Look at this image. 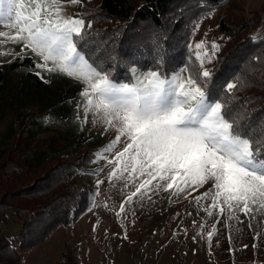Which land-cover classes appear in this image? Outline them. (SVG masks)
I'll return each instance as SVG.
<instances>
[{
  "label": "snow or ice",
  "instance_id": "obj_1",
  "mask_svg": "<svg viewBox=\"0 0 264 264\" xmlns=\"http://www.w3.org/2000/svg\"><path fill=\"white\" fill-rule=\"evenodd\" d=\"M68 4L82 6L81 0H0V26L7 29L0 30V47L21 45L19 53L5 50L0 55L24 59L30 52L40 61L36 69L83 85L76 105L84 113L80 122L87 124L91 116L93 124L114 134L96 157L112 168L109 182L123 181L125 188L134 189L122 201L120 213L135 198L166 192L176 198L191 196L209 218L216 215V223L224 218L241 224L243 214L251 229L258 216L264 218V115L242 124L237 108L225 97H234L246 84L239 77L226 84L214 82L204 68L216 59L221 45L201 41L195 45V64L167 71L163 57L155 70L135 62L121 78L114 73L115 64L106 67L92 59V21L86 24L87 14L68 16ZM252 38L264 43V29ZM41 71L35 74L44 80ZM121 143L124 147L116 152ZM103 183L98 180L97 188ZM207 184V191L193 195ZM216 234L214 227L207 236L209 247Z\"/></svg>",
  "mask_w": 264,
  "mask_h": 264
},
{
  "label": "rangeland",
  "instance_id": "obj_2",
  "mask_svg": "<svg viewBox=\"0 0 264 264\" xmlns=\"http://www.w3.org/2000/svg\"><path fill=\"white\" fill-rule=\"evenodd\" d=\"M79 6L66 5V14L70 17L81 16ZM229 6L231 17L236 16V21L241 19L242 23L248 24L249 49L263 44L252 37L258 30L264 29V0H235L234 5L231 7L230 3ZM219 11V7L214 9L209 20L213 19L212 22L217 23ZM105 22L103 28L114 24L113 20ZM208 22L201 21L195 31L193 26L190 36L193 51H188V45H177L178 40H174V52L171 51L172 45L169 47V42L165 41L168 50L164 51L162 48L158 49L162 42L160 40L157 49L151 54L149 50L144 52L141 42L135 40L128 44L131 53L126 59L134 66L135 62H139L151 68L163 57L164 71L168 65L167 60L170 63H180L183 59L182 63L195 64V45L201 41L206 42L210 28ZM101 25L102 22L92 23L89 51L97 49L93 46L97 39L94 34H99L97 29ZM0 30L7 29L0 26ZM212 30L217 31V26L213 25ZM107 35L105 39L110 40L112 36L111 41L115 44L116 35ZM103 45L102 55L96 53L100 63L105 61L103 57L110 50L106 43ZM5 50L19 53L21 45L8 43L0 47V52ZM171 54L180 57L173 59ZM25 56L32 54L28 52ZM15 58L13 55H0V65L5 70L6 81L4 106L0 112V139L14 131L20 133L24 125L22 121L30 118L29 130L33 128L34 131H39L32 139L33 144L31 143L38 147L39 155H45V151L53 153L51 141L59 142L64 149H83L77 154L73 152L66 161L70 163L69 167L76 164L82 167L75 175L73 184L88 185V191L81 199L75 217L58 225L39 245L23 250L21 264H55L65 253L68 244L78 247L84 264H264L262 217L258 216L252 222L251 229L243 214H240V220L243 221L241 224L235 221L229 223L224 218L216 223V215L209 218L203 210L197 208L191 196L187 199L183 196L176 198L170 197L166 192L153 195L151 199L135 198L132 204H125V211L120 213L122 201L134 189L131 186L125 188L123 181L109 182L107 177L112 168L106 160L96 157L114 139V134L104 132L100 124H93L91 116L87 124L80 122L84 113L82 109L77 111L76 105L81 102L79 94L83 85L73 78L36 69L35 64L40 62L38 58L33 59L34 62L29 65L20 64L13 68L9 64ZM215 61L205 64L204 68L215 71ZM37 71H41L44 80L35 74ZM123 147L124 144L121 143L115 151L118 152ZM108 158L111 159L112 156ZM57 160L54 158L51 164H56ZM94 171L98 174H93ZM98 180H103L104 183L97 188ZM210 187L211 184H207L193 195H200ZM11 220L7 231L14 233L19 224L14 217ZM214 227L217 234L209 247L207 236Z\"/></svg>",
  "mask_w": 264,
  "mask_h": 264
},
{
  "label": "trees",
  "instance_id": "obj_3",
  "mask_svg": "<svg viewBox=\"0 0 264 264\" xmlns=\"http://www.w3.org/2000/svg\"><path fill=\"white\" fill-rule=\"evenodd\" d=\"M230 1L83 0L78 10L81 15L87 14L86 20H92L93 24L102 22L97 29L99 34H94L97 39L93 46L97 49L91 51L92 59L99 60L96 53L102 55V46L106 43L110 50L101 64L106 67L115 64L114 73L121 78L128 75L126 70L129 66H134L126 59L131 53L130 42L140 41L144 52L149 50L151 54L160 40L162 42L158 49L167 51L166 42H169L174 52V40H178L177 45H188V51H193L190 38L193 26L197 20H208L207 44L215 42L221 45V50L216 54V69L211 71L210 68L213 81L226 84L233 77H239L246 84V87L235 92L234 97H225L237 108L243 124L248 120L255 122L264 115V43L249 49L248 24L242 23L241 19L236 21V16H230L229 4L232 7L235 0ZM217 7L221 9L217 23L209 18L200 19L204 13ZM106 20H113L114 24L103 28ZM213 25L217 26V31L212 30ZM107 34L116 35L115 44L111 41L112 36L110 40L105 39ZM178 57L171 54L173 59ZM182 61L170 63L167 60L166 71L179 68L184 64ZM33 62L32 56H25L24 59L18 56L9 65L15 68ZM156 67L151 68L155 70ZM5 89V70L0 65V112L4 106ZM29 120L22 121L24 125L20 133L14 131L0 139V264H21L22 251L39 245L58 225L75 217L80 201L88 191L87 184L77 186L72 182L82 167L78 164L69 167L70 163L66 161L73 152L77 154L83 149H64L59 142L51 141L53 153L45 151V155L42 152L39 155L38 147L32 145V139L39 131L33 128L29 130ZM54 158L58 162L52 165ZM13 217L19 226L16 232L11 233L7 229ZM55 264L84 263L78 247L68 244L65 253Z\"/></svg>",
  "mask_w": 264,
  "mask_h": 264
}]
</instances>
